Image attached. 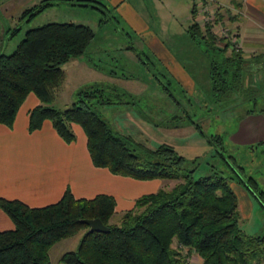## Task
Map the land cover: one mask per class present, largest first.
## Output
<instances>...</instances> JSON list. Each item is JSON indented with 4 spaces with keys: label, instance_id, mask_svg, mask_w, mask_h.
Masks as SVG:
<instances>
[{
    "label": "trees",
    "instance_id": "obj_1",
    "mask_svg": "<svg viewBox=\"0 0 264 264\" xmlns=\"http://www.w3.org/2000/svg\"><path fill=\"white\" fill-rule=\"evenodd\" d=\"M58 1L70 0H40L20 17L35 16ZM195 10L192 3L186 41L202 46L211 101L227 103L230 108L243 102L255 104L264 93V57L256 55L245 61L237 47V36L227 37L229 30L227 38H217L212 28L222 21L220 9L215 20L204 26L197 23ZM92 39L93 32L85 25L47 23L26 30L9 54L0 52V125L11 128L18 108L32 94L38 104L28 112V132L48 121L55 134L70 144L75 140L70 125H77L85 136L93 167L138 181L179 183L138 197L131 209L119 215L117 223H110L114 200L107 195L74 199L65 190L59 201L40 208L0 198V210L13 225L12 230L0 232V264H51L49 248L81 231L76 248L63 253L59 264H188L192 255L201 264H255L264 252V234L250 237L239 227L236 199L227 178L211 171L194 179L195 165L189 166L171 146L160 144L148 149L114 133L95 110V106L117 104L104 95L115 91L113 87L93 84L78 90L69 107L53 108L64 80L61 66L81 57ZM251 64L256 66L252 71ZM254 71L261 72V80L253 81ZM122 95L125 93L114 94V98ZM254 112L251 109L244 114ZM257 112L264 114V108ZM186 117L183 124L191 125L208 145L215 140V154L230 165L217 150L220 138L206 135L198 121ZM256 145H264V141ZM235 176L238 183H243ZM248 181L257 190L255 182L251 178ZM260 196L264 199L263 193ZM92 219H98L108 232L87 233L81 221Z\"/></svg>",
    "mask_w": 264,
    "mask_h": 264
},
{
    "label": "rangeland",
    "instance_id": "obj_2",
    "mask_svg": "<svg viewBox=\"0 0 264 264\" xmlns=\"http://www.w3.org/2000/svg\"><path fill=\"white\" fill-rule=\"evenodd\" d=\"M39 1L0 0V52L9 54L26 30L47 23L80 24L93 32L84 54L61 66L64 80L52 103L53 108L69 107L78 90L93 84L113 87L115 91L104 95L117 104L95 106V110L114 133L130 137L148 149L160 144L171 146L189 166L195 165L194 179L211 171L220 172L227 178L235 196L238 223L243 233L250 237L263 235L264 199L260 193L264 195V145L256 144L264 141V132L261 129L253 131L247 123L240 125L238 122L244 112L263 108L264 93L256 98L255 104L243 102L231 108L227 103L211 101L206 62L200 54L202 46L187 42L185 34L191 22L192 0L58 1L35 16L20 17L25 9ZM216 1L221 5L228 2ZM219 7L223 14L226 7ZM196 15L201 26L198 11ZM226 18L224 13V21L217 22L212 32L228 28L227 37L231 38L237 28L234 23L225 25ZM14 29L17 31L13 32ZM255 67L251 64L249 70ZM262 77L261 72L251 73L253 81ZM122 92L125 95L116 100L114 94ZM186 116L198 121L206 135L220 138L217 150L230 165L215 154L212 145H217L215 140L208 145L191 125L183 124ZM251 131L253 135L249 134ZM236 174L243 183H238ZM248 178L255 182L257 190L252 189ZM154 181H159L162 189L179 183ZM119 215H112L110 223H117ZM82 233L76 234L70 242H78ZM187 263L201 264L196 255L190 256ZM254 263L264 264V252Z\"/></svg>",
    "mask_w": 264,
    "mask_h": 264
},
{
    "label": "crops",
    "instance_id": "obj_3",
    "mask_svg": "<svg viewBox=\"0 0 264 264\" xmlns=\"http://www.w3.org/2000/svg\"><path fill=\"white\" fill-rule=\"evenodd\" d=\"M219 5L226 7L223 10V14H227L225 25L229 22L236 25L237 47L243 59L247 58L245 61L249 62L256 55L263 58L264 0H228L224 5ZM220 14L223 18L221 11ZM37 104L36 98L28 94L18 108L11 128L0 125L1 199L15 200L29 208H40L59 201L65 190L74 199L107 195L114 200L113 215H116L131 209L138 197L161 188L159 181L133 180L93 167L85 148V136L77 125H70L75 136L70 144H65L55 134L48 121H43L38 130L28 132V112ZM243 123H247V127L253 131L261 129L264 132L263 113L255 111L250 115L245 114L238 122L240 125ZM249 134L253 135V132ZM12 229L11 221L0 210V232ZM73 237L75 235L49 248L51 264H59L57 260L63 253L76 248L78 242H70Z\"/></svg>",
    "mask_w": 264,
    "mask_h": 264
},
{
    "label": "built area",
    "instance_id": "obj_4",
    "mask_svg": "<svg viewBox=\"0 0 264 264\" xmlns=\"http://www.w3.org/2000/svg\"><path fill=\"white\" fill-rule=\"evenodd\" d=\"M196 11H198V16H201L200 24H211L215 13L220 9L219 4L215 0H192ZM198 9V10H197ZM227 29L219 28L215 33L219 38H224L227 35Z\"/></svg>",
    "mask_w": 264,
    "mask_h": 264
},
{
    "label": "water",
    "instance_id": "obj_5",
    "mask_svg": "<svg viewBox=\"0 0 264 264\" xmlns=\"http://www.w3.org/2000/svg\"><path fill=\"white\" fill-rule=\"evenodd\" d=\"M81 223H83L87 230V233L96 232V233H107L108 229L101 224V222L98 219H92V220H82Z\"/></svg>",
    "mask_w": 264,
    "mask_h": 264
}]
</instances>
